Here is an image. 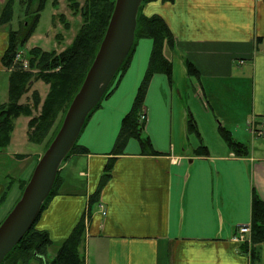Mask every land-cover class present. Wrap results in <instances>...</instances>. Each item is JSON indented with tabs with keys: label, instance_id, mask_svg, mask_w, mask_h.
Wrapping results in <instances>:
<instances>
[{
	"label": "crops",
	"instance_id": "1",
	"mask_svg": "<svg viewBox=\"0 0 264 264\" xmlns=\"http://www.w3.org/2000/svg\"><path fill=\"white\" fill-rule=\"evenodd\" d=\"M140 12L161 16L172 34V44L163 46L171 79L152 75L141 110L142 136L154 153L129 138L112 154L150 59L153 42L141 38L125 71L84 123L78 146L89 153L75 151L60 165L55 194L35 225L54 243L46 257L53 259L84 216L83 264H264V242L252 261L251 233L248 242L233 240L240 225H250L252 194L264 201V141L252 132L264 118V0H151ZM10 30L0 32V57ZM185 62L196 68L198 80L188 76ZM189 116L196 135L188 131ZM220 128L246 146L247 154H234ZM243 131L250 135L245 141ZM15 139L12 132L6 149ZM199 146L206 154L195 153ZM11 154L12 163L33 160ZM109 163V177L90 204ZM8 179L0 182L1 204L13 206L19 183ZM3 211L0 222L10 212Z\"/></svg>",
	"mask_w": 264,
	"mask_h": 264
},
{
	"label": "trees",
	"instance_id": "2",
	"mask_svg": "<svg viewBox=\"0 0 264 264\" xmlns=\"http://www.w3.org/2000/svg\"><path fill=\"white\" fill-rule=\"evenodd\" d=\"M0 1L2 2L0 23L5 24L10 21L12 0ZM31 1L20 0V4L24 7L25 17L19 23L16 30L9 31L6 46L0 57L1 65L11 71L8 84V99L5 104L0 106V152H3L9 145L13 131V121L20 116L28 118V142L34 144L43 143L45 145L44 150L47 149L61 125L57 123V118L61 117L60 121H62L72 98L82 84L86 72L97 53L115 3V0H85L83 6L79 8L80 6L75 0H69L72 3V8L75 10L74 14H77L78 9L79 13L81 12L83 19L82 26L79 28L71 44L58 54L53 50L48 52L40 48L31 49L27 56L29 67L39 68L40 70L39 73L33 75L21 70L13 62L16 53L24 48V45L33 33L38 21V13L41 11L45 0H39L37 8L33 11L30 10ZM148 1L151 0H143L142 4ZM52 4L54 6L58 5L59 0H53ZM140 8L137 14L134 43L137 39L148 38L152 40L153 45L148 67L137 90L131 110L122 120L112 154H119L129 138L136 139L142 151L146 154L154 153L148 138L142 136L144 122L140 121L139 116L144 106V97L152 75L163 73L171 79V64L163 55L164 44H172L170 29L161 16L157 14L144 16L140 12ZM55 16L64 23L65 19L63 15ZM133 46L120 66L115 78L127 68ZM185 68L189 77L196 80L199 79V73L193 65L185 62ZM38 80H41L48 86L45 97L41 99L39 93L33 90L30 94V103H21L22 96L30 92L33 83ZM113 83L114 81L111 82L103 98L111 91ZM38 106H40L39 115L33 116L32 111ZM187 123L188 131L194 135L198 134L196 123L191 117ZM219 134L234 154L238 156L247 154L246 146L235 141L224 128H220ZM75 151L80 154L89 153L85 147L75 144L64 160ZM195 153L199 155L206 154V148L199 146ZM17 156L23 158L21 155ZM110 166L111 163L106 166L104 175L99 182V189L90 199V204L96 201L100 188L109 177ZM21 182L16 202L19 200L28 179ZM56 184L57 175L42 209L45 208L47 201L55 194ZM36 222L0 264H5L14 251L17 252L16 255L6 264H83L79 249L84 237V216L73 228L68 238L59 245L53 259H47L46 253L48 248L53 246L54 243L46 231L35 228ZM250 227V245L252 248L250 249L249 257L254 261L256 258L255 247L264 242V201L256 193H253L251 197Z\"/></svg>",
	"mask_w": 264,
	"mask_h": 264
},
{
	"label": "water",
	"instance_id": "3",
	"mask_svg": "<svg viewBox=\"0 0 264 264\" xmlns=\"http://www.w3.org/2000/svg\"><path fill=\"white\" fill-rule=\"evenodd\" d=\"M143 0H115L97 53L72 98L53 140L37 161L19 200L0 223V263L39 218L64 158L86 118L103 99L131 50Z\"/></svg>",
	"mask_w": 264,
	"mask_h": 264
},
{
	"label": "rangeland",
	"instance_id": "4",
	"mask_svg": "<svg viewBox=\"0 0 264 264\" xmlns=\"http://www.w3.org/2000/svg\"><path fill=\"white\" fill-rule=\"evenodd\" d=\"M75 1L80 6L79 8H81L85 0H75ZM52 2L53 0H45L41 11L38 13L39 17L36 26L34 28V31L27 40L26 44L24 45V48L22 49L24 50L26 56H28V52L33 48H40L41 50L48 52H51L53 50L55 51V53L58 54L62 50H65V48L71 44L73 38L79 31V28L82 26L83 19L81 17V12L79 13V9H78L77 14H74L75 10L72 8L71 6L72 3L69 0H59V4L56 6H54ZM38 4H39V0H32L30 4V10L31 11L35 10ZM1 9H2V2L0 1V15L2 12ZM55 15H63L65 19L64 23L63 21L59 20ZM24 17H25L24 7L20 4V0H12L10 21L5 23L7 25L0 23V26L3 27L4 29V31H0L1 35L5 34L9 29L14 30L18 28L19 23L22 22ZM137 40L135 42H137ZM25 59L27 60V57ZM24 71L32 73L33 75L40 72L39 68H30V67H28L27 70ZM10 75H11L10 70L0 69V106L5 104L8 99V84L10 80ZM47 89L48 86L45 85L41 80H38L33 83L30 92L22 96L20 102L24 104L30 103V94L33 90H36L39 93L41 99H43L47 93ZM203 110L205 111V113H208L209 117L212 116V113L209 111L208 107H206V109ZM39 112H40V106H38L36 109H33L32 114L33 116H37L39 115ZM60 120L61 117H58L57 118L58 124L59 123L61 124L62 121ZM198 120L201 123L205 122L203 121L204 120L203 113L200 112V115H198ZM25 121H28V118L23 116H20L13 121L14 124H13L12 132L14 133V138H16L15 142L12 145H10L8 149H6L3 153L0 154V182L2 183L3 182L7 183V181L9 180L8 178H11L12 180H14V182L16 183L18 182L19 184L22 183L21 182L22 180L20 179L21 177L23 178L26 177V179L29 180L30 174L32 173L34 166L36 165L37 161L45 151L44 150L45 145L43 143L34 144L29 142V144H27L25 142L27 138V131L24 127ZM248 136L250 135L245 133L244 131L241 133V139L244 141L247 140ZM205 139L210 144H215V146L217 145V143H215L214 138L210 137V134L207 132H205ZM79 140L80 137L77 140L76 143L77 145H80ZM249 142H251V140H249ZM262 142L263 141L260 139L256 141V143H259L260 145H263L264 142L263 143ZM15 152L20 153V155L26 156L25 158L32 156L33 160L32 159L26 160L23 158V160L19 161L16 158L13 164L10 157L11 158L16 157L15 155L11 154ZM30 169H32L30 174L26 175V173ZM17 178L20 180L18 181ZM5 186H7V184H5ZM18 190H20L19 187L16 188L15 193H18ZM1 202H2V197H0V204ZM6 204L7 203L0 205V214L4 209L6 210H4L3 212L6 213L8 210L10 211L14 206V205L11 206L10 204L6 206ZM16 253L17 252L14 251L12 256L6 260L5 264L8 263L13 258V256L16 255Z\"/></svg>",
	"mask_w": 264,
	"mask_h": 264
},
{
	"label": "built area",
	"instance_id": "5",
	"mask_svg": "<svg viewBox=\"0 0 264 264\" xmlns=\"http://www.w3.org/2000/svg\"><path fill=\"white\" fill-rule=\"evenodd\" d=\"M13 62L21 70H27V68L29 67L28 61L25 59L21 52L16 53ZM140 120H145L144 114L140 116ZM252 132L264 141V118L257 124L256 129H252ZM102 213L104 214L105 212ZM250 233V225L242 224L238 227L235 235L233 236V240L239 243L248 242Z\"/></svg>",
	"mask_w": 264,
	"mask_h": 264
}]
</instances>
